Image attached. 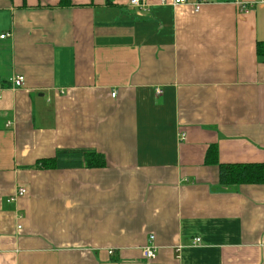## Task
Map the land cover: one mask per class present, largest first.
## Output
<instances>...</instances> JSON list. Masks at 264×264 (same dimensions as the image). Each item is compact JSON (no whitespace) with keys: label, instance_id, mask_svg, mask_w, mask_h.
I'll return each mask as SVG.
<instances>
[{"label":"crops","instance_id":"0c3cea01","mask_svg":"<svg viewBox=\"0 0 264 264\" xmlns=\"http://www.w3.org/2000/svg\"><path fill=\"white\" fill-rule=\"evenodd\" d=\"M129 1L0 0V264H264V4Z\"/></svg>","mask_w":264,"mask_h":264},{"label":"trees","instance_id":"16d2710c","mask_svg":"<svg viewBox=\"0 0 264 264\" xmlns=\"http://www.w3.org/2000/svg\"><path fill=\"white\" fill-rule=\"evenodd\" d=\"M61 3H67L68 0H60ZM106 3H110V0H105ZM61 152L57 154L59 155ZM75 157L78 152L66 153L65 155H70ZM75 154V155H74ZM85 157V165L88 168H103L105 166V159L103 156L96 154L95 152L83 153ZM82 163V161H78ZM206 164H215L218 167L219 174V187L220 189L232 190L235 189L240 184H258L264 185V165H243V164H232V165H222L217 161V151L216 147H211L205 158ZM72 164V163H71ZM79 165V164H76ZM82 165V164H81ZM36 168H48V164L45 162H39L35 165Z\"/></svg>","mask_w":264,"mask_h":264},{"label":"built area","instance_id":"2783aa9c","mask_svg":"<svg viewBox=\"0 0 264 264\" xmlns=\"http://www.w3.org/2000/svg\"><path fill=\"white\" fill-rule=\"evenodd\" d=\"M206 1L207 0H196L194 5L197 8L202 3H205ZM128 4L131 7L142 9L144 6H146V0H130ZM173 4L174 5L186 4V0H174ZM252 4L253 5L264 4V0H253ZM6 36H8V35L7 34L2 35V36H0V39L5 38ZM23 81H24L23 77L19 76V77H16L15 79H13L11 83L13 84L14 87L19 88L23 85ZM112 96H114V95L112 94ZM25 194H26L25 189H23V188L18 189L17 196L22 197ZM150 239L153 240V237H150ZM199 242H200V239L194 240V244H199ZM142 255H143L144 259L152 260L156 256V249L153 246H147L142 250Z\"/></svg>","mask_w":264,"mask_h":264}]
</instances>
